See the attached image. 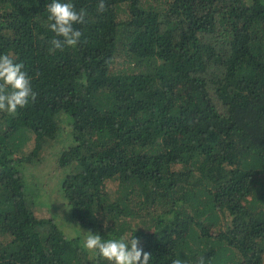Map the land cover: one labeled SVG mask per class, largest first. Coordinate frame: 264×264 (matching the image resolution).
<instances>
[{"label":"trees","instance_id":"16d2710c","mask_svg":"<svg viewBox=\"0 0 264 264\" xmlns=\"http://www.w3.org/2000/svg\"><path fill=\"white\" fill-rule=\"evenodd\" d=\"M51 2L0 0L38 93L0 111V264H109L89 230L149 264H264V0H71L83 36L53 52Z\"/></svg>","mask_w":264,"mask_h":264},{"label":"clouds","instance_id":"9594fccd","mask_svg":"<svg viewBox=\"0 0 264 264\" xmlns=\"http://www.w3.org/2000/svg\"><path fill=\"white\" fill-rule=\"evenodd\" d=\"M107 7L105 0H99L98 11L104 12ZM46 10L49 13L47 27L55 34L49 41V51L76 47L83 32L74 25L87 23L86 9L77 10L71 0H52L46 5ZM24 69V63L14 62L10 54L0 55V111L15 115L18 108H24L30 101H36L38 93L33 90L32 78ZM81 246L90 252L98 253L99 257L109 264H149L152 255L143 249L137 237L105 240L98 232L91 230L87 232ZM171 264H189V261L175 258ZM195 264H206L205 257L200 256Z\"/></svg>","mask_w":264,"mask_h":264},{"label":"rangeland","instance_id":"374dc122","mask_svg":"<svg viewBox=\"0 0 264 264\" xmlns=\"http://www.w3.org/2000/svg\"><path fill=\"white\" fill-rule=\"evenodd\" d=\"M47 200L44 204L43 207L41 208L43 210L42 214L44 215H55L59 222L63 223V220L67 218V213L65 210V205L60 197L59 194L56 192H52L49 196L45 198ZM66 223V222H64ZM62 225H65V224ZM69 228V225L66 224V229Z\"/></svg>","mask_w":264,"mask_h":264}]
</instances>
